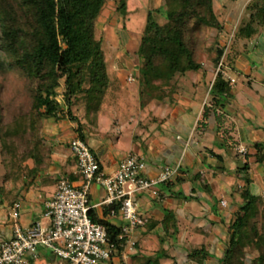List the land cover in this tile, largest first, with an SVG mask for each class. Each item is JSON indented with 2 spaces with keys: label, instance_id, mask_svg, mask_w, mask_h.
Wrapping results in <instances>:
<instances>
[{
  "label": "crops",
  "instance_id": "crops-1",
  "mask_svg": "<svg viewBox=\"0 0 264 264\" xmlns=\"http://www.w3.org/2000/svg\"><path fill=\"white\" fill-rule=\"evenodd\" d=\"M252 1L215 0L220 24L208 27L210 48L198 57L201 68L175 76L167 85L156 84L152 96H143V65L148 60L162 62L169 54H178L179 47L146 32L123 30L115 35L113 42L121 46L115 48L114 77L106 56L109 86L98 111L79 106L74 110L78 122L67 115L46 119L43 137L49 151L44 165L21 181L0 182V240L12 239L16 225L24 231L38 222L51 227L48 203L58 182L67 178L77 188L83 185L70 149L82 134L106 175L115 174L131 155L146 163L147 179L179 166L172 182L135 197L145 224L133 229L111 261L100 264H147L156 257L159 264H220L234 214L245 205L241 190L248 180L251 192L264 202V26H257L250 38L237 36L240 24L251 20L246 8ZM153 3L156 12L164 7L161 0ZM233 28L237 32L225 71L236 82L230 84L220 75L226 87L214 88L219 54ZM207 109L211 112L206 119ZM26 167L31 171L36 165L29 160ZM89 197L98 221L121 231L130 225L119 203L102 204L106 198L102 186L94 184ZM15 204H20L16 222ZM200 248L209 254L203 262L190 257ZM27 259L29 264H66L45 248L37 258Z\"/></svg>",
  "mask_w": 264,
  "mask_h": 264
},
{
  "label": "trees",
  "instance_id": "trees-1",
  "mask_svg": "<svg viewBox=\"0 0 264 264\" xmlns=\"http://www.w3.org/2000/svg\"><path fill=\"white\" fill-rule=\"evenodd\" d=\"M108 1L0 0V46L10 59L7 68L22 73L35 86L32 113L1 126L0 141L5 153L11 157L10 162L14 163L15 160L18 162L19 140H26L30 150L19 159L23 163L32 160L36 168L30 171L23 166L14 167L12 171L7 170L4 181H21L44 165L49 151L41 133L44 119L67 115L78 122L74 114L76 107L98 111L109 79L103 42L96 38V23ZM117 1L119 13L127 12L129 0ZM246 11L251 14V20L240 24L237 32L240 38H250L258 32L257 26H264V0L252 1ZM166 13L167 30L164 32L158 27L150 12L146 33L176 44L179 53L166 57L164 62L170 63L167 72L161 71L162 65L148 62L143 65L144 83L154 87L158 83L167 85L175 76L187 71L199 70L201 66L190 35L202 26L219 27L214 0H178L175 10L168 9ZM225 84L219 75L214 88L226 87ZM61 96L64 103L58 99ZM210 112V109L206 110V119ZM80 136L84 140L82 134ZM250 185L248 180L241 190L245 205L234 214L220 264H233L235 257V263L249 264L246 259L250 252H259L250 264H264V202L251 192ZM90 215L95 223L106 227L111 244L120 250L124 242L120 240L121 229L98 221L92 212ZM208 256L205 248L190 254L200 262ZM147 264H159V258H153Z\"/></svg>",
  "mask_w": 264,
  "mask_h": 264
},
{
  "label": "built area",
  "instance_id": "built-area-1",
  "mask_svg": "<svg viewBox=\"0 0 264 264\" xmlns=\"http://www.w3.org/2000/svg\"><path fill=\"white\" fill-rule=\"evenodd\" d=\"M235 33H230L228 45L223 50L216 75H221L230 84L236 82L225 71L229 49ZM130 81H135L130 78ZM70 149L77 159L83 185L73 186L67 178L58 182L57 192L48 203V217L51 227L45 228L41 222L27 231L19 225L15 227L14 237L0 240V264H29L28 255L37 258L40 248H45L66 264H100L111 261L117 247L111 244L104 225L95 223L90 215L93 206L90 202V190L94 184L106 190L104 205H121V213L129 226L123 228L120 240L124 241L137 226L145 224L140 217L135 197L143 192H155L161 184L172 182L179 173V166L166 167L156 179L144 176L146 163L131 155L124 160L113 175L102 172L100 162L82 139H74ZM240 154L246 155L244 149ZM155 194V193H154ZM12 218H20V204H15Z\"/></svg>",
  "mask_w": 264,
  "mask_h": 264
},
{
  "label": "rangeland",
  "instance_id": "rangeland-1",
  "mask_svg": "<svg viewBox=\"0 0 264 264\" xmlns=\"http://www.w3.org/2000/svg\"><path fill=\"white\" fill-rule=\"evenodd\" d=\"M152 3L153 0H129L128 11L121 13H119L118 11L119 3L117 0H109L106 6L104 7V10L100 18L96 23V38L98 40H102L103 42L105 61L107 56L109 63L108 66H110L111 76L114 77V74L112 73L111 70L112 67H114L113 60L116 58L115 48L117 46H121V43L119 41H117L115 44L113 40H115L114 38L116 36H119L120 33L123 32V30L125 31V33H130V32L140 33V34L145 33L147 29L146 27L148 24V17L150 11H152L153 16L156 18L155 21L158 27L161 24L162 26H165L163 31L165 32L167 30L168 21L165 18V13L168 9L175 10L178 0H161V3H163L164 7L159 13L156 12V10H154L155 2L153 4ZM216 4L218 3L216 2ZM214 6L216 7L215 0H214ZM237 26L238 25L236 24L235 27ZM208 31H210V29L207 26L204 27L202 26L201 29H199V31H196L193 35H190L191 43L192 45L195 46L194 50L196 53L197 61H198V57L203 53L202 51L204 50L209 51L207 50L208 48H210L209 42L207 40L209 35ZM235 32H237V28L231 29L229 33L227 32V36H226L227 41L225 43V47L228 45L230 33H235ZM0 34H1V27H0ZM144 42H145L144 45L148 46L149 40L147 39ZM123 53H126V50L125 51L123 50ZM222 55H223V51L219 54V60L221 59ZM165 59L162 62L152 63L151 60H148L147 62L156 65H162L160 67L161 71L167 72L169 71L168 66L170 65V63L168 62V60H166L167 62H164ZM9 62L10 59L8 58V56L0 46V127L12 123L18 117L30 116V114L32 113L33 94H34L33 92L35 86L31 81H29L25 76H23L22 73L16 70L15 71L9 70L7 68ZM145 86L146 87H143L145 89L143 91L144 92L143 96H147V95L152 96L155 89L154 86L152 84ZM63 89L64 87H62L60 91L62 92ZM159 91H161V88L159 89ZM58 99L59 101L64 103L65 99L62 96L59 97ZM45 121L46 119L43 120V125ZM43 132H44V127L41 131L42 135ZM19 143L20 144L17 145L18 162L17 160H15L14 163H11L10 162L11 157L9 156V154L5 153L2 143L0 141V182L4 181V179L6 178L7 170L12 171L14 167L18 168L19 166H23L24 168L26 167L27 161L23 163L20 161L19 158H22L24 155H26L29 152L30 150L29 143H27L26 140H19ZM14 164L18 166H14ZM258 255L259 252L248 253L246 259L247 262L250 264L251 260L258 257ZM235 262H236V257L233 260V264H237Z\"/></svg>",
  "mask_w": 264,
  "mask_h": 264
}]
</instances>
